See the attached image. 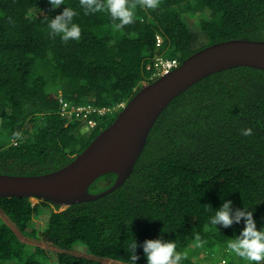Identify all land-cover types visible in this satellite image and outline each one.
Listing matches in <instances>:
<instances>
[{
  "label": "trees",
  "instance_id": "16d2710c",
  "mask_svg": "<svg viewBox=\"0 0 264 264\" xmlns=\"http://www.w3.org/2000/svg\"><path fill=\"white\" fill-rule=\"evenodd\" d=\"M130 2L133 22L114 30L106 12L86 13L80 0L55 9L48 0H0V173L58 170L115 119L93 114L98 121L89 127L83 115H63L61 100L113 108L153 81L147 65L156 54L181 63L216 42L264 40V0H158L151 9ZM63 6L77 11L79 40L48 27ZM116 179L106 173L89 191H106ZM225 200L253 210L264 226V70L256 67L214 72L175 97L132 173L105 195L66 208L0 197V264H129L133 239L136 264H146L142 243L157 237L186 252L182 264H196L200 252L210 263L243 264L226 249L243 220L228 228L209 222Z\"/></svg>",
  "mask_w": 264,
  "mask_h": 264
},
{
  "label": "water",
  "instance_id": "95a60500",
  "mask_svg": "<svg viewBox=\"0 0 264 264\" xmlns=\"http://www.w3.org/2000/svg\"><path fill=\"white\" fill-rule=\"evenodd\" d=\"M240 65L264 70V40L229 39L197 50L168 74L143 85L66 166L38 175L0 173V197H39L66 208L105 195L132 173L152 127L175 97L209 74ZM109 172L117 173L111 188L90 192V185Z\"/></svg>",
  "mask_w": 264,
  "mask_h": 264
},
{
  "label": "clouds",
  "instance_id": "9594fccd",
  "mask_svg": "<svg viewBox=\"0 0 264 264\" xmlns=\"http://www.w3.org/2000/svg\"><path fill=\"white\" fill-rule=\"evenodd\" d=\"M53 9L61 8L64 0H48ZM158 0H140V6L155 8ZM80 7L86 13H107L112 21L114 30H120L124 25L133 22L135 17L136 3L130 0H80ZM77 11L69 6H63L62 11L52 17L48 27L53 34L61 36L62 40H79L81 28L74 22ZM248 134V130L244 131ZM231 200H225L217 207L209 217L210 225L214 228H228L233 223L239 224L243 220V227L238 234L228 240L226 249L234 256L240 258L243 264H260L264 261V226L259 228L253 216V210L247 207H232ZM197 246L201 245L199 235L195 237ZM137 240L130 241L128 261L129 264H136L138 256L136 253ZM143 254L146 264H182L186 258V252L177 251V244L173 239L146 238L142 243Z\"/></svg>",
  "mask_w": 264,
  "mask_h": 264
},
{
  "label": "built area",
  "instance_id": "2783aa9c",
  "mask_svg": "<svg viewBox=\"0 0 264 264\" xmlns=\"http://www.w3.org/2000/svg\"><path fill=\"white\" fill-rule=\"evenodd\" d=\"M162 41V38L160 35L157 36V45H160ZM180 65V61L177 58H169L165 57L161 54H156L152 62L147 65L148 69L152 70L151 79L155 80L159 78L160 76H163L165 74H168L170 71L175 69ZM61 112L63 115H71V114H77V115H83L85 120H87V123L90 126H95L96 122L98 121L95 117H93V114H106L107 112H116L119 109H122L126 103H120L117 106H114L113 108L110 107H94L92 105H73L69 104L67 101L61 100ZM0 133H1V123H0ZM1 139V134H0ZM1 151V147H0Z\"/></svg>",
  "mask_w": 264,
  "mask_h": 264
},
{
  "label": "rangeland",
  "instance_id": "374dc122",
  "mask_svg": "<svg viewBox=\"0 0 264 264\" xmlns=\"http://www.w3.org/2000/svg\"><path fill=\"white\" fill-rule=\"evenodd\" d=\"M193 24H194V23H193ZM192 28H194V30L197 29L195 25H192ZM117 107H119V106H117ZM118 113H119V112H114V113H113V117L116 118V116L118 115ZM0 123H1V121H0ZM30 199L32 200V202H33L34 204L37 203V202L39 201L38 198H30ZM51 206L54 207V204H51ZM50 211H51L50 208L46 207V208H45V212H44V214H42V216H41L40 218H38V217L35 218V227H36V228H39V229L42 228V226H43L44 223H45V220H44V219H45V217H47V216L50 214ZM256 225H259V224H256ZM24 237H25V236H24ZM35 239H36V238H30V240H26V241H27V242L29 241V242L32 244V247H35V244L38 245V243L35 241ZM79 246H80V245H79ZM79 248H82V247L80 246ZM198 257H199V260H198V258H197L196 255L192 257V260H193L196 264H216V262H213V261H212V263H210V262H211L210 259H204V258H202V252H200V254H198ZM221 263H222V264H227L224 260H222Z\"/></svg>",
  "mask_w": 264,
  "mask_h": 264
},
{
  "label": "bare ground",
  "instance_id": "6f19581e",
  "mask_svg": "<svg viewBox=\"0 0 264 264\" xmlns=\"http://www.w3.org/2000/svg\"><path fill=\"white\" fill-rule=\"evenodd\" d=\"M36 198V197H35ZM39 198V197H38ZM39 199H41V198H39ZM42 200V199H41ZM234 256V255H233Z\"/></svg>",
  "mask_w": 264,
  "mask_h": 264
}]
</instances>
